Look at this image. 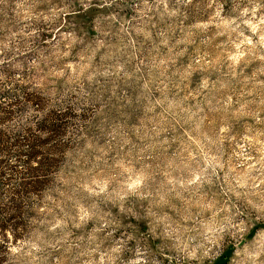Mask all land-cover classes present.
<instances>
[{
	"label": "rangeland",
	"instance_id": "obj_1",
	"mask_svg": "<svg viewBox=\"0 0 264 264\" xmlns=\"http://www.w3.org/2000/svg\"><path fill=\"white\" fill-rule=\"evenodd\" d=\"M65 145L3 264H264V0H0V199Z\"/></svg>",
	"mask_w": 264,
	"mask_h": 264
},
{
	"label": "trees",
	"instance_id": "obj_2",
	"mask_svg": "<svg viewBox=\"0 0 264 264\" xmlns=\"http://www.w3.org/2000/svg\"><path fill=\"white\" fill-rule=\"evenodd\" d=\"M65 114L60 111L39 119V126L42 130L44 128L48 130L45 133L47 135L38 139L24 138L27 147L20 149L18 156L24 155L29 160V167L24 174H27L31 179H24L18 184V187L8 189L6 202L0 199V264H3L6 258L10 244L25 237L30 231L31 198L38 195L50 181L49 170L56 161L55 157L46 155L45 149L48 146L47 149L54 154L53 152L65 145V139L62 137L64 127L60 123ZM4 162V158L0 157V175ZM231 252L232 249L224 251L215 264H225L229 260Z\"/></svg>",
	"mask_w": 264,
	"mask_h": 264
}]
</instances>
